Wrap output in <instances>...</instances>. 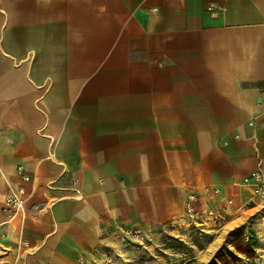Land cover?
<instances>
[{"label":"crops","instance_id":"obj_1","mask_svg":"<svg viewBox=\"0 0 264 264\" xmlns=\"http://www.w3.org/2000/svg\"><path fill=\"white\" fill-rule=\"evenodd\" d=\"M18 166L35 191L13 218ZM257 168L264 0H0L2 252L80 264L123 230L194 224L190 192L196 226L229 230L262 208Z\"/></svg>","mask_w":264,"mask_h":264},{"label":"rangeland","instance_id":"obj_2","mask_svg":"<svg viewBox=\"0 0 264 264\" xmlns=\"http://www.w3.org/2000/svg\"><path fill=\"white\" fill-rule=\"evenodd\" d=\"M243 214L240 225L229 230L227 225L215 232L187 222L180 227L166 224L150 231L141 230L139 239L127 233L134 229L123 230L114 234L112 241L102 243L98 251L81 258L80 264H222L216 254L234 229H240L248 239L255 235L254 261L255 264H264V208ZM1 249L0 245V264H22L14 253H4ZM239 257L247 261L245 257Z\"/></svg>","mask_w":264,"mask_h":264},{"label":"built area","instance_id":"obj_3","mask_svg":"<svg viewBox=\"0 0 264 264\" xmlns=\"http://www.w3.org/2000/svg\"><path fill=\"white\" fill-rule=\"evenodd\" d=\"M17 174L20 177V183L16 187H12L8 190L3 205V211L9 214L11 217H15L22 214L27 207L28 202L34 196V179L26 172L23 166H18L16 169ZM55 182H51V185ZM246 186L251 190V194L263 208H264V171L261 168L253 170L245 179ZM75 194L79 193V190L75 189ZM204 192L211 194H219L220 190L215 187L207 186L204 188ZM198 202H200V196L195 192H190L187 195L185 201V211L190 221L199 222L204 219L205 213L199 209ZM233 200L229 199L228 204H232ZM215 219V214L209 213ZM196 224V223H195ZM1 227V223H0ZM199 227V226H197ZM127 233L133 234L137 239L140 238L142 231L140 229H134L127 231ZM7 234L0 228V241L5 239ZM29 244L28 241H24L25 246Z\"/></svg>","mask_w":264,"mask_h":264},{"label":"trees","instance_id":"obj_4","mask_svg":"<svg viewBox=\"0 0 264 264\" xmlns=\"http://www.w3.org/2000/svg\"><path fill=\"white\" fill-rule=\"evenodd\" d=\"M256 248L257 238L255 235L248 239L240 229H234L230 231L225 244L217 252L216 258L222 264H255ZM239 255L245 257L247 261H244Z\"/></svg>","mask_w":264,"mask_h":264}]
</instances>
